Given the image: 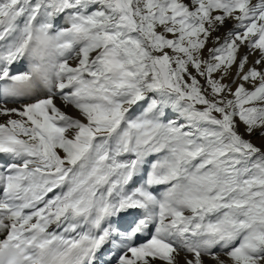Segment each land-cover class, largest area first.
Returning <instances> with one entry per match:
<instances>
[{"label": "snow or ice", "instance_id": "1", "mask_svg": "<svg viewBox=\"0 0 264 264\" xmlns=\"http://www.w3.org/2000/svg\"><path fill=\"white\" fill-rule=\"evenodd\" d=\"M0 117V264H264V0H0Z\"/></svg>", "mask_w": 264, "mask_h": 264}, {"label": "bare ground", "instance_id": "2", "mask_svg": "<svg viewBox=\"0 0 264 264\" xmlns=\"http://www.w3.org/2000/svg\"><path fill=\"white\" fill-rule=\"evenodd\" d=\"M231 26H232V23H231V22H228L227 25L225 26V28H222V29L220 30V32L217 33V35H221V36H222V35L227 31L228 28H231ZM242 51H243V50H242ZM205 55H206V52H205ZM57 104H58V106H60L63 110L69 112L71 115L78 116V113H77L74 109L65 108V107L63 106V104H62L59 100H57ZM17 106H18V104H9V107H17ZM6 119H7V117H0V123H3ZM241 130H243L242 126H241ZM252 139H253V142L256 143V144H258V145L261 143V140H260L258 137H253ZM2 238H3V237L0 236V239H2ZM182 259H183V256H181V260H182Z\"/></svg>", "mask_w": 264, "mask_h": 264}]
</instances>
